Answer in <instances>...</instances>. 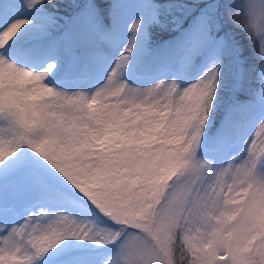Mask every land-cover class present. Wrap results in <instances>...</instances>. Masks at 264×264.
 I'll use <instances>...</instances> for the list:
<instances>
[{"label":"snow or ice","instance_id":"6c2138e0","mask_svg":"<svg viewBox=\"0 0 264 264\" xmlns=\"http://www.w3.org/2000/svg\"><path fill=\"white\" fill-rule=\"evenodd\" d=\"M247 7L0 0V264H264V0Z\"/></svg>","mask_w":264,"mask_h":264},{"label":"rangeland","instance_id":"374dc122","mask_svg":"<svg viewBox=\"0 0 264 264\" xmlns=\"http://www.w3.org/2000/svg\"><path fill=\"white\" fill-rule=\"evenodd\" d=\"M65 1H69L71 3V0H65ZM236 4H237V9L238 11L240 12L241 14V17L247 21L248 20V5L249 4H256V5H259L260 4V0H236ZM67 9V8H66ZM62 10L64 9H61V14H65ZM70 10V9H69ZM69 12V11H68ZM257 23L260 22V18H259V10H257ZM174 35H176L175 31L173 30H169V31H165V32H157L156 33V40L157 42H160V41H164V40H168V39H171ZM257 147H259V145H257ZM226 168L228 167L227 164L224 165ZM229 183L231 182L230 180L228 181ZM45 224L47 223V214H45L44 217L41 218ZM78 243H81L84 245V250L85 251H89V252H99V251H102L103 249L102 248H99L97 246H94V245H90L89 242L87 241H84V242H78Z\"/></svg>","mask_w":264,"mask_h":264},{"label":"trees","instance_id":"16d2710c","mask_svg":"<svg viewBox=\"0 0 264 264\" xmlns=\"http://www.w3.org/2000/svg\"><path fill=\"white\" fill-rule=\"evenodd\" d=\"M63 2L64 3H70L69 1H65V0H63ZM65 14L68 12V11H70L69 9H64V10H62ZM238 39H240L241 40V42L242 43H247V38L246 37H244V36H239V37H237Z\"/></svg>","mask_w":264,"mask_h":264}]
</instances>
